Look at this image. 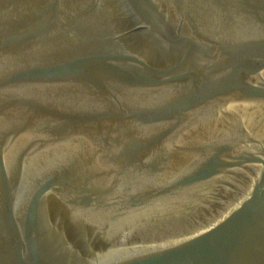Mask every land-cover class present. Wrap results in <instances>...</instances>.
<instances>
[{
	"label": "water",
	"instance_id": "95a60500",
	"mask_svg": "<svg viewBox=\"0 0 264 264\" xmlns=\"http://www.w3.org/2000/svg\"><path fill=\"white\" fill-rule=\"evenodd\" d=\"M0 264H264V0H0Z\"/></svg>",
	"mask_w": 264,
	"mask_h": 264
}]
</instances>
